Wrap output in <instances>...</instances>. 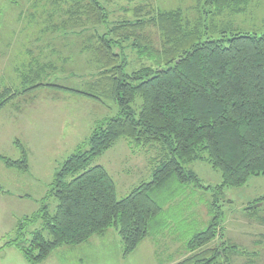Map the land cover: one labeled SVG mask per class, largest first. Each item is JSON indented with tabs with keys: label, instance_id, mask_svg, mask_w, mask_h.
<instances>
[{
	"label": "trees",
	"instance_id": "1",
	"mask_svg": "<svg viewBox=\"0 0 264 264\" xmlns=\"http://www.w3.org/2000/svg\"><path fill=\"white\" fill-rule=\"evenodd\" d=\"M139 1L124 10L132 17L110 21L100 0H24L29 10L55 7L49 17H19L29 26L42 25L38 35L55 32L61 39L83 38L95 28L96 33L84 39L83 52L92 55L97 69L88 87L79 90L43 83L48 72L50 78L58 70L35 61L28 65L29 72L24 70L22 84L33 82L32 89L61 90L101 104L108 101L119 113L96 123L88 140L55 174L40 209L18 220L14 238L0 250L14 246L27 263L40 264L60 247L80 246L114 229L122 255L128 257L164 230L167 222L160 201L165 204L176 196H169L174 184L211 189L183 168L205 162L221 173L222 182L213 189L208 227L190 238L189 256L177 264H218L222 257L229 264L232 255H245L224 240L218 202L227 189L264 177V32L206 38L218 31L204 26L203 15L243 16L252 0H196L200 18L194 25L182 9L165 11L156 8L154 0ZM150 28L159 33V47L146 33ZM25 92L0 91V110ZM120 139L155 147L162 160L153 170L152 182L141 183L118 200L112 176L93 164ZM15 144L21 159L0 161L7 169L27 173L28 153L19 141ZM165 193L168 197L163 199ZM50 199L57 201L54 214L45 201ZM38 223L41 228L28 235Z\"/></svg>",
	"mask_w": 264,
	"mask_h": 264
},
{
	"label": "rangeland",
	"instance_id": "2",
	"mask_svg": "<svg viewBox=\"0 0 264 264\" xmlns=\"http://www.w3.org/2000/svg\"><path fill=\"white\" fill-rule=\"evenodd\" d=\"M100 1L111 16L110 21L132 17V13L124 10L141 3L139 0ZM154 6L165 11L182 9L191 16L188 18L192 25L200 18L196 0H154ZM54 10L53 6L29 10L24 0H0V91L5 88L27 91L0 110V157L21 159L22 152L15 144L19 141L29 161L27 173L7 169L0 161V247L14 238L18 220L40 209L55 174L76 148L88 140L96 123L119 113L117 106L108 101L101 104L61 90L32 89L33 82L22 84L24 70L29 72L28 65L35 61L39 66L49 64L58 70L50 73V78L49 72L45 75L42 81L45 84L58 83L82 90L88 87L96 73L97 65L92 62V55L83 52V41L96 33L95 28H90L87 37L70 35L61 39L58 34L54 35L55 32L46 37L38 35L42 25L29 26L25 24L27 19L19 20V17H49ZM248 10L243 16L213 18L203 15L204 26L210 30L216 27L218 31L208 33L206 38H231L238 32L261 35L264 32V0H252ZM146 33L159 47L158 31L150 28ZM132 58L135 60L134 56ZM133 64V67L138 66L136 62ZM161 158L155 147H139L120 139L93 166L104 167L112 176L117 199L121 200L141 183L152 182L153 170L161 165ZM183 168L194 172L202 184L211 189L174 184L169 196H176L165 204L160 201L163 220L169 222L162 231L164 234L142 242V247L128 256L129 260L122 255L120 236L111 229L104 237L94 236L80 246L60 247L40 264H145L152 260L158 264H175L186 259L189 256L186 244L190 238L208 227L209 205L215 199L213 189L221 184L222 177L205 162L186 164ZM167 197L165 193L162 198ZM260 199L263 201L255 204ZM45 201L49 212L54 214L57 201ZM218 205L223 216L224 240L245 253L232 255L229 264H264V177H252L242 188L227 189ZM41 226L38 223L28 229V235ZM0 264L29 263L16 247L8 246L0 250ZM218 264H225V258H220Z\"/></svg>",
	"mask_w": 264,
	"mask_h": 264
},
{
	"label": "crops",
	"instance_id": "3",
	"mask_svg": "<svg viewBox=\"0 0 264 264\" xmlns=\"http://www.w3.org/2000/svg\"><path fill=\"white\" fill-rule=\"evenodd\" d=\"M29 172V171H28ZM169 224V222L167 223V225ZM161 234H164V232H160L159 234H157V235H155L154 237H156V236H159V235H161ZM168 236V235H167ZM149 239H151V238H148V240ZM147 240V239H146ZM148 244V243H147ZM144 245H146V243L144 244ZM141 246V245H140ZM140 246H139V248H140ZM142 247V246H141ZM138 248V249H139ZM126 260L128 259V257L127 258H125ZM129 260V259H128ZM144 262V261H143ZM145 263V262H144ZM179 263V262H178ZM145 264H158L155 260L153 261H150V262H147V263H145ZM175 264H177V263H175Z\"/></svg>",
	"mask_w": 264,
	"mask_h": 264
}]
</instances>
